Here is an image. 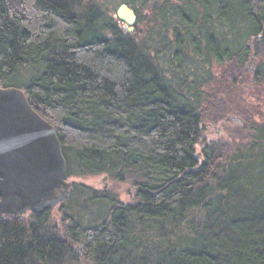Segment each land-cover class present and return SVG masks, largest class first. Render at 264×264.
<instances>
[{
    "label": "trees",
    "instance_id": "trees-1",
    "mask_svg": "<svg viewBox=\"0 0 264 264\" xmlns=\"http://www.w3.org/2000/svg\"><path fill=\"white\" fill-rule=\"evenodd\" d=\"M230 1L164 0L146 15L124 1L131 34L108 1L0 0V88L55 128L66 177L134 189L128 204L100 192L105 217L88 226L81 210L100 196L77 184L57 224L52 211L0 218V264H264V126L236 96L264 85V0H232L233 21ZM229 117L241 120L223 126L230 140L206 141L204 126Z\"/></svg>",
    "mask_w": 264,
    "mask_h": 264
},
{
    "label": "water",
    "instance_id": "water-1",
    "mask_svg": "<svg viewBox=\"0 0 264 264\" xmlns=\"http://www.w3.org/2000/svg\"><path fill=\"white\" fill-rule=\"evenodd\" d=\"M114 18L133 32L136 14L126 4ZM253 66L250 57L248 67ZM66 172L55 128L31 108L22 90L0 88V218L55 210L70 194Z\"/></svg>",
    "mask_w": 264,
    "mask_h": 264
},
{
    "label": "rangeland",
    "instance_id": "rangeland-1",
    "mask_svg": "<svg viewBox=\"0 0 264 264\" xmlns=\"http://www.w3.org/2000/svg\"><path fill=\"white\" fill-rule=\"evenodd\" d=\"M96 1L102 4H103V1H105V3L107 1L108 3L111 2V4H113L112 6L108 5V3L107 5L109 7V10L113 14L116 13L121 3H123L124 1H128L133 8H135L136 10H139L142 15L143 14L146 15V13L144 12L145 6L149 7V9L151 6L152 8H158L160 7V4L164 0H96ZM170 1L173 2V0H170ZM230 3L231 5L230 7H228L227 5L226 11L231 21H233L235 20V17L237 18L241 15V12L237 9V5L232 0L230 1ZM143 5H144V8H143ZM214 10H215V14L212 17L218 15L217 7H215ZM226 11L224 14H226ZM117 25L122 27V25H120L119 22H117ZM215 27H216V30L214 32L215 39H216L215 42L217 43L218 42L217 38L219 36V33L217 29L218 26L216 25ZM133 28H134L133 29V32H134L135 27ZM228 39H232V35H228ZM248 42L249 41L244 40L245 44H247ZM154 48L157 49V46L155 45ZM159 50L160 49H158V51ZM250 57L253 58V63H254L253 70H251L248 67V62L250 61V59L247 60L246 70L249 73V75L252 77V75L255 72V58L253 57V55H250ZM217 74H220V68L214 65L211 68V73L209 74V76L217 77ZM206 76L209 77L207 74ZM236 96L241 99V107L249 114L248 117L250 118V120L253 122H256L257 124L264 126V85L257 87L255 89L254 88L252 89L250 86H243L241 90L236 92ZM226 119L227 118H225L222 123L220 122L219 124H216V125H210V126L206 125L207 127L204 126V129H205L204 135L206 137V141H210V140L229 141L230 140L226 132L223 131L224 129L223 126H226L227 129L230 128L229 130H231L232 132V129L235 128L234 126H232V124H239L241 120L239 122H233V121L226 122L225 121ZM239 128H242V126H239L238 129ZM248 131L249 130L239 133L240 138L242 140L245 139L244 142L248 141V138H249V133H247ZM259 177H261L260 181L263 185L264 184V173H262L261 176ZM66 178L70 184L83 185L85 187L92 188L93 190L96 191V194L100 196L98 197L100 198L99 200L89 203L87 206H85V208H82L81 210L85 218V222H86L84 225L86 226L90 225L91 223L94 224V222H100L105 217L107 205L103 202V198H101L100 192H105L109 189L110 196L116 195L118 202L123 203V204H128L131 201L133 193H134V189L131 187L130 184L127 183V184H121V185L116 184L115 185L109 182L107 178L103 176H96V177L83 178V179L76 178V177H71V178L66 177ZM260 195L262 196L264 195V188H263V191L260 192ZM69 202H72V201H69ZM68 204L71 205V203H68ZM63 205L64 203L58 206L57 209H60ZM51 216L53 218L52 225L57 224L56 217L57 216L59 217V214L56 212V210H52ZM76 250L79 251L81 249L76 248Z\"/></svg>",
    "mask_w": 264,
    "mask_h": 264
},
{
    "label": "flooded vegetation",
    "instance_id": "flooded-vegetation-1",
    "mask_svg": "<svg viewBox=\"0 0 264 264\" xmlns=\"http://www.w3.org/2000/svg\"><path fill=\"white\" fill-rule=\"evenodd\" d=\"M120 25H122V27L120 26V28L124 31V25L120 23ZM57 209V208H56Z\"/></svg>",
    "mask_w": 264,
    "mask_h": 264
}]
</instances>
